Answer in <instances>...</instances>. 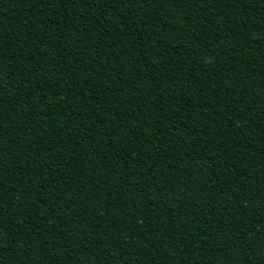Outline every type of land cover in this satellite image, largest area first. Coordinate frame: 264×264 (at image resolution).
<instances>
[{"label":"trees","instance_id":"1","mask_svg":"<svg viewBox=\"0 0 264 264\" xmlns=\"http://www.w3.org/2000/svg\"><path fill=\"white\" fill-rule=\"evenodd\" d=\"M0 264H264V0H0Z\"/></svg>","mask_w":264,"mask_h":264}]
</instances>
